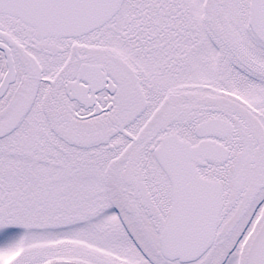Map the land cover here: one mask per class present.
<instances>
[{"label": "snow or ice", "instance_id": "snow-or-ice-1", "mask_svg": "<svg viewBox=\"0 0 264 264\" xmlns=\"http://www.w3.org/2000/svg\"><path fill=\"white\" fill-rule=\"evenodd\" d=\"M0 264H264V0H0Z\"/></svg>", "mask_w": 264, "mask_h": 264}]
</instances>
